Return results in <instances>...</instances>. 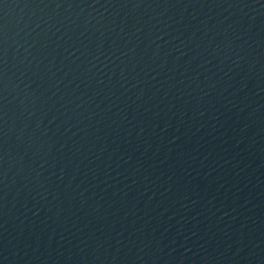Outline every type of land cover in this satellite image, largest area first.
I'll return each mask as SVG.
<instances>
[{"label": "water", "instance_id": "water-1", "mask_svg": "<svg viewBox=\"0 0 264 264\" xmlns=\"http://www.w3.org/2000/svg\"><path fill=\"white\" fill-rule=\"evenodd\" d=\"M0 264H264V0H0Z\"/></svg>", "mask_w": 264, "mask_h": 264}]
</instances>
